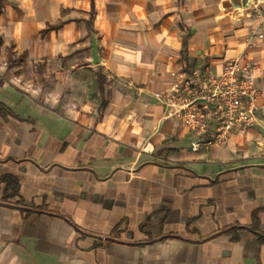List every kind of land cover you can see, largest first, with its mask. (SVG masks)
Segmentation results:
<instances>
[{
    "label": "crops",
    "instance_id": "obj_1",
    "mask_svg": "<svg viewBox=\"0 0 264 264\" xmlns=\"http://www.w3.org/2000/svg\"><path fill=\"white\" fill-rule=\"evenodd\" d=\"M240 56L259 124L193 152L158 94ZM5 175L0 264H264V19L251 0H0Z\"/></svg>",
    "mask_w": 264,
    "mask_h": 264
},
{
    "label": "built area",
    "instance_id": "obj_2",
    "mask_svg": "<svg viewBox=\"0 0 264 264\" xmlns=\"http://www.w3.org/2000/svg\"><path fill=\"white\" fill-rule=\"evenodd\" d=\"M260 18L264 0H251ZM261 31L247 35V42L262 38ZM259 68L243 56L227 59L221 72L206 66H187L169 72L166 88L158 99L164 107V120L188 130L193 152L226 146L235 133L246 132L259 124Z\"/></svg>",
    "mask_w": 264,
    "mask_h": 264
},
{
    "label": "trees",
    "instance_id": "obj_3",
    "mask_svg": "<svg viewBox=\"0 0 264 264\" xmlns=\"http://www.w3.org/2000/svg\"><path fill=\"white\" fill-rule=\"evenodd\" d=\"M0 184L3 185L4 188L3 199L19 197L20 180L18 177L12 175L2 176L0 179ZM20 201L21 200H17L16 203L18 204L20 203ZM257 225H258V220L256 219V212H255L254 220L250 229L254 232H257L256 231Z\"/></svg>",
    "mask_w": 264,
    "mask_h": 264
},
{
    "label": "water",
    "instance_id": "obj_4",
    "mask_svg": "<svg viewBox=\"0 0 264 264\" xmlns=\"http://www.w3.org/2000/svg\"><path fill=\"white\" fill-rule=\"evenodd\" d=\"M93 61L96 63L97 62V52H96V45L93 40Z\"/></svg>",
    "mask_w": 264,
    "mask_h": 264
}]
</instances>
